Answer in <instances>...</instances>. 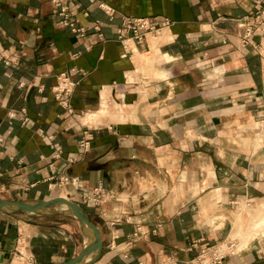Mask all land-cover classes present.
<instances>
[{
    "label": "crops",
    "instance_id": "crops-1",
    "mask_svg": "<svg viewBox=\"0 0 264 264\" xmlns=\"http://www.w3.org/2000/svg\"><path fill=\"white\" fill-rule=\"evenodd\" d=\"M63 1L85 37L51 0H0V199L76 204L101 235L91 264H192L228 242L221 264H264V222L251 228L264 211V24L243 43L260 0ZM129 17L171 26L129 53L116 36ZM64 72L82 75L71 115L52 96ZM96 189L98 204L84 199ZM53 216L84 240L71 217L0 212V264L78 256L66 223L25 220Z\"/></svg>",
    "mask_w": 264,
    "mask_h": 264
},
{
    "label": "built area",
    "instance_id": "built-area-1",
    "mask_svg": "<svg viewBox=\"0 0 264 264\" xmlns=\"http://www.w3.org/2000/svg\"><path fill=\"white\" fill-rule=\"evenodd\" d=\"M76 1V0H72ZM89 4H94L99 0H87ZM54 8L57 9L62 16V25L72 34L78 37H84L86 35V29L83 28L75 14L69 11L65 6V2L62 0H52ZM99 8L104 11L109 9L100 4ZM82 15L88 16V11L82 9ZM264 24V0H260L254 7L253 15L249 18V25L246 28L245 36L243 37V43L250 36L253 26H260ZM171 23L168 20L158 22L155 19L148 18H124L120 28L117 30V40L122 44L123 48L127 52H131L130 47L132 46H145L149 36L157 35L161 27H170ZM97 30V28H95ZM79 73V72H77ZM80 74V73H79ZM77 83L71 80V75L63 73L57 78V85L53 88V96L59 107L68 113H71V107L68 102V97L72 94ZM89 140L86 138L80 141L79 149L82 152L87 148ZM67 179H60V182H67ZM74 184V181H72ZM235 244L230 243L229 245L219 246L211 252V258L208 260L205 253L198 259V264H219L228 253L233 252ZM208 260V261H207Z\"/></svg>",
    "mask_w": 264,
    "mask_h": 264
},
{
    "label": "water",
    "instance_id": "water-1",
    "mask_svg": "<svg viewBox=\"0 0 264 264\" xmlns=\"http://www.w3.org/2000/svg\"><path fill=\"white\" fill-rule=\"evenodd\" d=\"M55 206L62 208L60 210L49 209ZM0 212L5 214L61 215L75 219L82 228L83 247L78 256L63 264H91L101 254L103 246L98 228L89 220L81 208L64 198H55L45 202H11L0 199ZM93 254H95L94 258L89 260Z\"/></svg>",
    "mask_w": 264,
    "mask_h": 264
},
{
    "label": "rangeland",
    "instance_id": "rangeland-1",
    "mask_svg": "<svg viewBox=\"0 0 264 264\" xmlns=\"http://www.w3.org/2000/svg\"><path fill=\"white\" fill-rule=\"evenodd\" d=\"M63 1V0H62ZM73 3H75V4H77L78 6H80V1L79 0H76L75 2L74 1H72ZM51 4L53 5V3H52V0H51ZM256 5V4H255ZM65 6L69 9V11L70 12H72L73 14H75L74 13V11L73 10H71L70 8H69V6H68V4L67 3H65ZM53 7H54V5H53ZM255 7V6H254ZM83 10H87L88 11V9H86V8H83ZM253 10H254V8H253ZM253 15V13L249 16V18L251 17ZM130 18V17H129ZM132 18V17H131ZM78 19V18H77ZM148 19H150V18H148ZM78 21H79V19H78ZM79 24H80V21H79ZM81 25V24H80ZM83 28H85L86 29V27L84 26V25H81ZM261 26V25H260ZM71 35H73V36H75V37H77V38H82V37H78V36H76V35H74V34H72L69 30H67ZM87 35V34H86ZM85 35V36H86ZM84 36V37H85ZM64 73H68V72H64ZM61 74H63V73H60V74H58L57 76H56V85H57V78H58V76L59 75H61ZM68 74H70V73H68ZM75 74H77V73H75ZM71 75V74H70ZM79 76H77L78 78H71V80H73V81H75L76 83H77V85L75 86V88H74V90H73V92H72V94L70 95V97H68V102H69V105H70V107H71V113H68V112H65V111H63L61 108V110L63 111V113H66V114H68V115H71V114H73V107H72V104H71V99H72V96H73V94H74V92H75V90H76V88L79 86V84L81 83V79H82V75L81 74H78ZM56 85H55V87H56ZM52 96H53V89H52ZM53 100H54V102L57 104V102L55 101V99H54V96H53ZM59 106V105H58ZM94 118H97V117H94ZM26 120H24V122H25ZM87 129V128H86ZM87 131L88 130H86V131H84V132H82V134H81V137L79 138V140H78V142H77V150H78V156L80 157V158H83L87 153H88V150H89V147H90V142H85L84 141V145H85V143H87V148L84 150V152H82L81 153V151H80V149H79V145H80V141L82 140V139H85V136H86V138L88 139V140H90V138H89V135L87 134ZM69 181H71V183H72V181L73 180H69ZM61 184V183H60ZM60 184H58L59 186H60ZM73 184V183H72ZM63 185H66V184H63ZM100 192L101 191H99V189H96L95 191H94V194L92 195V196H90V197H85L84 199H86L88 202H91V203H94V204H98V202H99V200L101 199V194H100ZM85 200V201H86ZM69 201V200H68ZM71 202V201H70ZM58 208L59 207H55V208H53V209H56V210H58ZM62 208V207H61ZM252 210H254L253 208L251 209L250 207H247L246 208V206H244V205H242L240 208H239V212L240 213H242V214H247L248 215V213L250 212V211H252ZM257 214H253V223H252V225H251V228L252 229H256L257 227H259V224H261L260 222V220H259V218L257 219V216H256ZM259 215V214H258ZM25 220H28L29 222H32V223H35V224H37V223H39V224H42V225H46V226H51V225H60V224H63V223H66V227H68V233H70L71 232V234H72V237L73 238H75L76 237V239H77V242H78V248H77V251H79V249L81 248V246H82V243H84L83 241L84 240H82V237L80 236V234H79V228H78V225H77V223L76 222H74L72 219H65V218H62V217H59V216H53V217H42V218H35V217H32V218H30V217H28V218H26ZM264 224V223H263ZM262 224V225H263ZM261 226V225H260ZM69 228H72V231H70V229ZM252 229H250V230H252ZM258 230V229H257ZM256 230V231H257ZM73 232H75V233H73ZM141 233V231H140V229H137V232L134 234V236L135 237H138L139 236V234ZM63 237V236H62ZM61 241L63 242V243H65L64 242V239H61ZM230 243H234L235 244V249L233 250V252H231V253H228L227 255H226V257L219 263V264H221L228 256H230V255H232V254H234V252H235V250H236V243L235 242H228V243H225V244H222V245H219V246H225V245H229ZM63 245V244H62ZM64 246V245H63ZM219 246H215V247H210V248H206V249H203V250H201L200 252H199V254L194 258V260L192 261V264H198V259H199V257L201 256V255H203L204 253H205V255L207 256V259L209 260L210 258H211V252L213 251V250H215L217 247H219ZM77 253V252H76ZM207 260V261H208ZM208 264H209V262H208Z\"/></svg>",
    "mask_w": 264,
    "mask_h": 264
},
{
    "label": "bare ground",
    "instance_id": "bare-ground-1",
    "mask_svg": "<svg viewBox=\"0 0 264 264\" xmlns=\"http://www.w3.org/2000/svg\"><path fill=\"white\" fill-rule=\"evenodd\" d=\"M259 218V220L262 222H264V211L263 212H261V213H259V215L257 216V219ZM260 222V223H261ZM262 224V223H261ZM261 224H259V226L261 225Z\"/></svg>",
    "mask_w": 264,
    "mask_h": 264
}]
</instances>
